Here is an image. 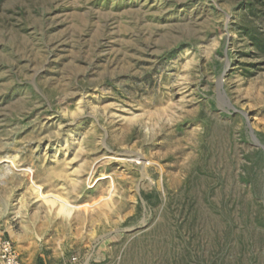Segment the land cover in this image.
I'll list each match as a JSON object with an SVG mask.
<instances>
[{"label": "rangeland", "instance_id": "1", "mask_svg": "<svg viewBox=\"0 0 264 264\" xmlns=\"http://www.w3.org/2000/svg\"><path fill=\"white\" fill-rule=\"evenodd\" d=\"M254 136L264 0H0V238L26 264H264Z\"/></svg>", "mask_w": 264, "mask_h": 264}, {"label": "built area", "instance_id": "2", "mask_svg": "<svg viewBox=\"0 0 264 264\" xmlns=\"http://www.w3.org/2000/svg\"><path fill=\"white\" fill-rule=\"evenodd\" d=\"M0 264H26L10 240L0 238Z\"/></svg>", "mask_w": 264, "mask_h": 264}, {"label": "bare ground", "instance_id": "3", "mask_svg": "<svg viewBox=\"0 0 264 264\" xmlns=\"http://www.w3.org/2000/svg\"><path fill=\"white\" fill-rule=\"evenodd\" d=\"M35 189H37V192L39 193V196H42L41 198H45V197H46V198H49V197H50L49 195H44V194H43V192H42L43 189H42V187H41L39 184H36V185H35ZM53 198H54V196H53ZM56 200H57V199H56ZM48 201H53V200H51V199L49 198ZM53 202H54V201H53ZM55 202H56V201H55ZM55 202H54V203H55ZM61 202H63V204H62L63 208H62V206H61L60 208H62V210H63V209H66V204H67V203H66L64 200H61L60 203H61ZM53 205H55V204H53ZM58 205H59V204H58ZM67 206H68V205H67ZM71 211H72V210L69 209V210H68V213L70 214ZM60 212H61V211H60ZM64 212H65V211H64ZM65 213H66V212H65ZM68 213H67V214H68Z\"/></svg>", "mask_w": 264, "mask_h": 264}, {"label": "water", "instance_id": "4", "mask_svg": "<svg viewBox=\"0 0 264 264\" xmlns=\"http://www.w3.org/2000/svg\"><path fill=\"white\" fill-rule=\"evenodd\" d=\"M254 140L256 141V143H257L258 145H260L262 148H264V145H262V144L259 143V141H258V139L256 138V136H254Z\"/></svg>", "mask_w": 264, "mask_h": 264}]
</instances>
